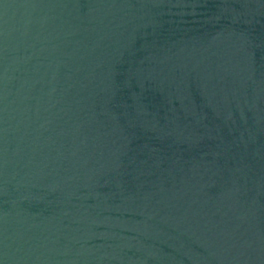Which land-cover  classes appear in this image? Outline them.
<instances>
[{"label": "water", "instance_id": "obj_1", "mask_svg": "<svg viewBox=\"0 0 264 264\" xmlns=\"http://www.w3.org/2000/svg\"><path fill=\"white\" fill-rule=\"evenodd\" d=\"M0 264H264V0H0Z\"/></svg>", "mask_w": 264, "mask_h": 264}]
</instances>
